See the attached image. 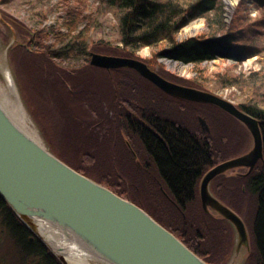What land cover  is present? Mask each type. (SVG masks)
<instances>
[{"label": "trees", "instance_id": "trees-1", "mask_svg": "<svg viewBox=\"0 0 264 264\" xmlns=\"http://www.w3.org/2000/svg\"><path fill=\"white\" fill-rule=\"evenodd\" d=\"M5 1L13 0H0L1 3ZM34 1L38 9L36 15L46 16L44 0ZM244 1H241L242 5ZM255 1L260 2V16L251 21L241 8L229 23L223 0H101L103 12L111 13L117 23L118 41L110 42L88 41L90 26L96 21L95 14L89 11L90 0H62L65 16L56 26L57 29L52 28L46 33L47 36L53 34L57 43L67 40L55 51L46 43L45 35L39 34L36 40L32 38L31 31L12 24L18 40H27V45L21 42L10 48L11 65L16 58L27 59L28 62L24 63L27 69L20 68L23 69L22 76H28L25 84L31 91L32 100L40 109L43 106L49 109L48 120L52 117L63 120V124L61 122L59 126L50 127L47 140L50 150L75 170L145 208L209 264L228 263L237 239L235 226L229 220L208 214L199 200L198 186L202 175L226 158H218L223 153L221 150H225V143H221L215 130L218 128L214 127L210 132L200 124L187 128L177 120H168L155 108L143 109L146 115L143 122L126 114L141 112V98L145 92L154 91L174 98L177 106L187 113L209 116L208 110L203 112V108L218 107L168 94L132 68H102L106 93L94 87L93 80L87 82L90 75L93 78L91 71L99 67L87 62L80 68L85 69V73L81 71L71 77L72 73L62 72L56 58L76 55L84 56L89 61L91 53L96 52L140 59L136 52L142 48L166 45L171 48L166 52L168 56L198 67L216 58L242 63L246 58L264 53V0ZM199 17L205 19V30L195 37L179 41L183 28ZM5 27L10 28L8 25ZM22 32L25 34L22 35ZM33 42L38 49H31ZM156 56L143 61L174 82L208 90L204 83L208 80L206 77L204 80L203 77L188 79L178 76L160 64ZM229 70L218 73L213 86L247 87L248 98L238 106L258 118L264 142V71H252L246 75ZM86 71L91 74H86ZM140 79L147 81L150 88L141 86ZM147 97L154 99L152 95ZM102 98L107 101L106 106ZM110 99H113L112 102ZM97 116L100 121H108L110 128H106L105 123H102V128H97ZM230 117L234 120L233 116ZM89 124L93 127L90 131ZM133 133L141 140L142 149L135 145ZM111 136L115 138L113 143L104 139L106 144L103 145L100 138ZM126 140L131 144H127ZM219 151L220 154L215 156ZM141 153L147 154L148 161L153 162L152 166L146 164L145 157L141 159ZM117 154H120L122 162L116 161ZM233 171L231 169L218 176L211 188L215 196L227 206L235 208L237 211L233 210L246 223L252 246H249L250 255L244 264L251 261L264 264V157L250 172L232 174ZM245 171L242 170L243 173ZM160 185L167 188L169 198L164 195ZM164 203L171 210L161 209L166 207L162 206ZM1 207L5 211V220L23 231L24 223L0 195ZM242 207H246L244 216L241 215ZM34 244L37 253L48 250L38 240ZM49 253L52 252L48 250ZM51 258L49 256L52 262L45 260L47 264H55Z\"/></svg>", "mask_w": 264, "mask_h": 264}, {"label": "water", "instance_id": "water-1", "mask_svg": "<svg viewBox=\"0 0 264 264\" xmlns=\"http://www.w3.org/2000/svg\"><path fill=\"white\" fill-rule=\"evenodd\" d=\"M91 65L132 68L168 94L214 104L242 121L253 135L252 149L212 167L202 180L201 197L206 210L235 226L237 253L250 249L244 219L214 196L210 183L231 169L251 171L264 157L258 118L217 93L171 81L137 58L92 52ZM199 119L209 131L206 119ZM0 195L62 264L70 263L61 239L102 264H209L142 207L60 159L14 118L1 98Z\"/></svg>", "mask_w": 264, "mask_h": 264}, {"label": "rangeland", "instance_id": "rangeland-1", "mask_svg": "<svg viewBox=\"0 0 264 264\" xmlns=\"http://www.w3.org/2000/svg\"><path fill=\"white\" fill-rule=\"evenodd\" d=\"M28 1L29 0H13V1H7V2L5 1L4 3L0 2V52L5 53V54L6 52L8 53V58L6 55L5 57L8 60L10 68L14 74V78L16 79V86L18 88V91L20 92L21 101L24 105V108L25 110H27L26 112L29 118L31 119L33 125L35 126L36 130L38 131V134H40V136L42 137V140L46 143L48 148H50L48 145L49 143L47 141L48 136H49V131H51L50 127L53 128V126H59L61 122L63 124V120H60V121L54 120L53 117L51 118V120L50 119L48 120V117H49L48 110L49 109H47L46 106H43L42 109H40L39 106H36V104L34 103V100H32L31 91L30 89L27 88L25 84V81L27 80L28 76L27 75L22 76L21 72L23 69L21 70L20 68L22 66L27 69V65L26 64L24 65V63L28 61L25 57L20 58L18 56L19 58L14 59L15 62L13 61L14 63L11 65L10 57H9V50L16 43L22 42L23 44L27 45L26 43L27 40H23V39L22 41L18 40V37L16 35V29L13 26L14 24L17 27L22 28L26 31L28 30L31 31L33 34L32 36L33 39L37 40L39 34L45 35L46 43L48 44V46L49 45L52 46L53 51H55L59 47L61 48V46L65 42H67V40L61 43H57L56 41L57 38L53 34H50L49 36H47L46 33L52 30V28L57 29L56 26L59 24L60 21H62L63 17L65 16V11L62 5L63 4L62 0H44L46 4L44 5L46 16L38 17L36 15V12L38 10L37 4L35 3L34 0L31 2H28ZM223 1L226 5L225 6L226 20L229 23L233 20L234 17H236L237 15L236 12L240 10L241 8L245 10L246 16H248L251 21L255 20L257 16H260L261 14L259 1L256 2L255 0H245L244 4L242 5L241 4L242 0H237L236 2H234L233 8H230L228 4L229 0H223ZM89 9H90L89 11H92L95 14L96 21H94L90 26V30L88 34V41H92V40H105V41H110V42L118 41V34H117V28H116L117 23L111 13L103 12L104 4L101 2V0H90ZM7 18H9L10 20H8ZM3 19L7 21L8 24H5ZM199 21L201 22V26L197 28L196 31L192 32L188 29L189 26ZM6 25H8V27L10 26L11 29L9 28L10 29L9 30L8 28H6L5 27ZM205 26H206V23H205L204 18H201V17L196 18V19L194 18V20H192L188 25H186L183 28V30L179 33L178 40L183 41L187 38L195 37L199 35L205 30ZM262 29L264 30V27H262ZM24 34L25 33L22 32V35ZM31 49H34V50L38 49V45L35 42L31 43ZM170 49L171 48L170 47L168 48V46L166 45H160L159 48L144 47L138 52H136V54L140 56L141 60L145 58H154L155 55L157 54L156 56L157 61L160 64H162L167 70H169L170 72H173L174 74H177L178 76H182L188 79H191V78L195 79L197 77L198 78L200 77L202 79V77L203 78L206 77L208 80L205 81L204 83L207 84L206 86L209 87L208 91L217 93L220 96L229 99V101L234 102L236 105H238V103L248 98L247 87H241L240 89L238 86H235V85H231L229 87H222V88L214 87L213 83L216 81L215 80L216 75L220 73L221 71L225 72L227 69L228 70L232 69L234 72H236V74L244 73L246 75L248 74L250 75L252 71H264V53L246 58L242 63H239V62L236 63L235 61H231L225 58H216L210 61H205L198 67L195 64L184 63V62H181L179 60H176L168 56L166 52L169 51ZM164 52H165V55H163ZM160 53H162V55ZM56 60L59 62V66L62 67V72L72 73L71 77H73L74 74H78L81 71L85 73V69L83 68L80 69V68H81V65H84L87 62L91 64V55H90L89 61H87L84 56L79 57L76 55L74 56L70 55V57H66L62 59L56 58ZM78 68L80 70H76ZM154 70L158 71L157 69H154ZM89 72L90 71H86V74H91ZM91 72H93L94 74L92 75L94 79L90 75L87 78V82L89 83L91 82V80H93L95 84L94 87H96L98 90H100L101 88L104 92L108 93L107 87L104 86L102 83V79L104 78V74H105L102 68L101 67L96 68L95 71H91ZM113 75L115 77L117 76L116 74H113ZM140 83H141V86L148 88V89L150 88L147 81H143L140 79ZM76 84L78 85L79 83H76ZM154 92H156V94ZM154 92L153 93L145 92V95H143L144 97L141 98L140 103L142 105H139L141 107V112H140L142 113L141 117L146 118V115L142 112L143 109H147V107L149 109L155 108V109H158L162 113V116H165L168 120L173 121V122L177 120L181 124L186 125L187 128L188 127L195 128L197 127V125L199 126L200 124L198 120L199 114H197V112H190V113L184 112L180 109L179 106H177V103H176L177 101L174 98L167 96L166 94H162L161 92H158V91H154ZM106 93H103V94H106ZM148 95H152L154 99L151 100L150 98L147 97ZM110 100L112 102L113 99H110ZM106 103L107 101L103 99V104L105 106H106ZM205 108H209V109L203 108V112H206L208 110V115H209L207 116L208 125L210 126L211 129L214 127L218 128L215 130L217 134L219 135L220 139L222 140L221 143L222 144L225 143L224 145L225 150H221V153L222 151L223 153L220 154V151H219V153H216L215 156H218L220 154L218 158H225V156L232 157L234 155L243 154L250 150L252 146V142H253L252 136L249 130L247 129V127L242 122L237 120L235 117L233 120L232 117H230L229 113H227L226 111H224L223 109L219 107L211 108L210 106V107H205ZM39 109L41 112L38 111ZM189 111H191V108H189ZM226 113L229 115H227ZM83 120H85V118ZM99 121H100V118L97 116L96 121H95L97 122L96 123L97 128H102L101 127L102 123H105L106 128L108 126L110 128V124L108 123V121L106 122H104V120L100 122ZM90 126L91 125L89 124V127ZM92 128L93 127H90L89 131ZM102 133L104 132L102 131ZM132 135L134 137L135 145L138 148L142 149L143 144L141 143V140L137 138L134 135V133ZM104 139L112 143H113L112 140H115L113 136L106 137V138H100L103 145L106 144L105 142H103ZM126 142L127 144L130 143L129 140H126ZM227 143H228V147H227ZM226 147L230 149H226ZM142 154L140 156L141 159L144 160V158L142 157H145L146 164L152 166L153 162L148 161L147 154L145 153H142ZM117 156H118V159L116 157V161L122 162L120 154H117ZM237 171H242V170H234L231 173L233 174V173H236ZM164 205L166 207H162L161 209L166 210L167 208L168 209L171 208V207H167L166 203H164ZM230 206L232 205L230 204ZM241 209H242L241 215L244 216V210H246V207H242ZM2 221L3 219L1 220V216H0V226L2 225ZM6 230L9 232V236L11 235L9 227L5 226L4 228L5 234H3V236L5 235L4 238L6 237ZM13 242H15L18 245L19 237L11 236L10 242H8V237L6 238V242L0 241V257L5 256L4 264H9V261H11L10 256L13 254V252L16 253L15 254L16 257H18L20 254L24 256V255H27L28 253V248L25 247V244L23 245L21 244L22 247L20 246L23 252L21 251L22 253L21 252L17 253L18 249L17 248L13 249ZM235 247H236V243H235ZM236 248H233L230 261L226 264H232V261L234 260L235 256L237 255L239 256V254L243 256L246 255V257L250 255V251L246 246L242 247L239 253H237ZM251 262H249L248 264H254L253 262L252 263Z\"/></svg>", "mask_w": 264, "mask_h": 264}, {"label": "bare ground", "instance_id": "bare-ground-1", "mask_svg": "<svg viewBox=\"0 0 264 264\" xmlns=\"http://www.w3.org/2000/svg\"><path fill=\"white\" fill-rule=\"evenodd\" d=\"M237 0H229L228 4L230 6V8H233V4L234 2H236ZM201 26V22H196L195 24H192L191 26L188 27V29L192 32L196 31L197 28H199ZM5 55L7 56L8 58V53L6 52L5 53H2L0 52V98L2 99L3 103L5 104L6 108H8V110L10 111V113H12V115L14 116V118L20 122V124H22V126H24L26 128L27 131H29L30 134H32V136H34L35 138L39 139V140H42V137L40 136V134H38V131L36 130L35 126L33 125L31 119L29 118L28 114H27V110H25L24 108V105L21 101V96H20V92L18 91V88L16 86V79L14 78V74L10 68V65L8 63V60L6 59ZM193 87V86H192ZM197 88V87H196ZM180 98V97H178ZM184 99V98H182ZM185 100H188V99H185ZM192 101V100H190ZM197 102V101H195ZM203 103V102H202ZM210 104V103H209ZM248 129V128H247ZM207 130V129H205ZM208 131V130H207ZM211 131V128L208 132ZM250 132V131H249ZM251 133V132H250ZM252 136V146L250 148V150L252 149L253 145H254V138H253V135L251 134ZM43 141V140H42ZM131 144V143H129ZM102 153V155H106V153H104L103 151H99ZM248 152V151H247ZM246 153V152H245ZM142 154V153H141ZM244 154V153H243ZM242 155V154H241ZM241 155H234V156H230V157H226L224 159V161H227V160H230V159H233V158H236V157H239ZM143 156V154H142ZM261 160V159H260ZM223 161L219 162L218 164L222 163ZM216 164V165H218ZM215 165V166H216ZM214 167V166H213ZM211 170V168L206 171L201 179H200V182H199V186H198V194H199V200L201 202V205L203 206L204 210L210 214V215H213V216H219L217 218H224V216H221L218 212H216L215 210L213 209H210L209 210H206V208L204 207V204H203V200H202V197H201V183H202V180L204 178V176ZM224 174V173H223ZM223 174H220V175H223ZM239 174H242V173H239ZM218 175V176H220ZM217 176V177H218ZM215 177L211 183H210V187L213 186L212 183L213 181L217 178ZM160 188L161 190L164 192V195L167 196L169 198V191L167 190V188L164 187V185H160ZM215 196V195H214ZM217 197V196H216ZM138 205V204H137ZM164 204H162L163 206ZM210 206L208 205V208ZM141 208V206H140ZM144 210H146L145 208H143ZM147 211V210H146ZM148 212V211H147ZM149 213V212H148ZM150 214V213H149ZM151 215V214H150ZM152 216V215H151ZM153 217V216H152ZM154 218V217H153ZM226 219V218H224ZM227 220V219H226ZM25 226V224H24ZM26 228H28L27 226H25ZM29 229V228H28ZM30 230V229H29ZM31 231V230H30ZM34 233V232H33ZM35 234V233H34ZM39 239V238H38ZM65 250H67L68 252V261L70 264H100L94 260H91V258L89 259V257L83 255L79 253L74 249L72 248V246L70 244H68V242H66L64 239H61L59 240ZM236 244H237V241H236ZM48 248V246H46ZM49 249V248H48ZM244 254V253H243ZM201 257V256H200ZM246 255H241L239 254V256H235L234 260L232 261V264H243L245 261H246ZM204 259V258H203ZM206 261V259H205Z\"/></svg>", "mask_w": 264, "mask_h": 264}, {"label": "flooded vegetation", "instance_id": "flooded-vegetation-1", "mask_svg": "<svg viewBox=\"0 0 264 264\" xmlns=\"http://www.w3.org/2000/svg\"><path fill=\"white\" fill-rule=\"evenodd\" d=\"M171 81H173V80H171ZM141 114L142 113H140V112L138 113V112L134 111L133 113L126 114V116L129 117V118H133V116H135L136 119L139 120V121L140 120H142V122L143 121H146V118L145 117L144 118L141 117L142 116ZM200 117L205 118L206 121L208 122L207 116L206 115L204 116L203 114H199V116H198V120H199L200 126L203 129H205L203 127V125L201 124V122H200V119H199ZM240 122H242V121H240ZM233 170H246L244 173L242 171H237L236 172V173H242V174H245L247 172H250L248 167L235 168ZM210 189L212 191V188L211 187H210ZM212 193H213V191H212ZM0 216H1V220L3 219L2 225L0 226V241L1 242L2 241L3 242L4 241L6 242V238L8 237V242H10L11 236H13V237L15 236V237H19V244H18L19 246L15 242H13V249L17 248L18 249V252L17 253H19V252L22 251L21 248H20V246L22 247L23 244H25V247L28 248V253H27V255H24V256L20 254L18 257H16L15 256L16 253L13 252V254L10 256L11 257V261H9V264H47V262L45 260H48L49 259V256L52 257L51 259H53V263H55V264H62L59 261V259L53 253L47 254V251L49 249L47 251H45L44 253H40V252L37 253L36 252V248H35L36 246H35L34 243L37 240L40 241L41 243H43V242L40 239H38V237L32 231H30L28 228L24 227V230L22 231L21 229H18L17 225L6 222L5 217H4L5 216V211H4V209L2 207L0 208ZM5 226H8L9 227V230L11 232V235L9 236V232L6 230V237L4 238L5 235L3 236V234H5V231H4ZM3 257H0V264H4L5 256H3ZM20 257H22V258H20ZM48 262H52V261L49 259Z\"/></svg>", "mask_w": 264, "mask_h": 264}]
</instances>
